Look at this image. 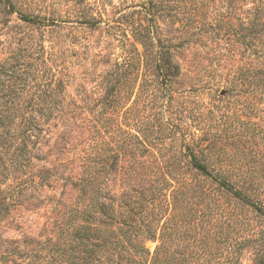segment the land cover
<instances>
[{
    "label": "trees",
    "instance_id": "trees-1",
    "mask_svg": "<svg viewBox=\"0 0 264 264\" xmlns=\"http://www.w3.org/2000/svg\"><path fill=\"white\" fill-rule=\"evenodd\" d=\"M17 1L0 0V15H21L17 22L0 18V34L14 32L0 62V151L13 150L10 160L21 169L45 162L50 168L36 177L49 180L66 165V148L57 144L70 139L75 119L78 129L93 131L81 151V172L65 180L73 194L51 222L45 253L34 258L43 264H240L250 250L252 264H264V0H189L188 18L177 19L184 35L178 44L162 38L158 26L157 38L150 27L133 26V38L154 49L157 95L166 98L154 119L144 116L137 124L115 115L139 83L137 73L119 65L103 77L96 115L77 118L81 107L67 92L69 76L53 67L42 40L18 31V22L48 25L18 12ZM186 47L193 63L206 60L225 70L222 81L177 92L184 74L176 57ZM124 62L130 66L132 59ZM204 90L210 102L199 98ZM59 129L65 131L55 134L54 150L52 130ZM135 146L144 180L109 186L120 157L131 156ZM53 152L54 163L48 161ZM8 207L0 201V219Z\"/></svg>",
    "mask_w": 264,
    "mask_h": 264
},
{
    "label": "rangeland",
    "instance_id": "rangeland-1",
    "mask_svg": "<svg viewBox=\"0 0 264 264\" xmlns=\"http://www.w3.org/2000/svg\"><path fill=\"white\" fill-rule=\"evenodd\" d=\"M188 4L189 0L180 1L183 10L179 11L177 0H18V12L39 18L48 25L42 28L18 22V31L34 41L42 40L47 56L52 55L56 61L53 67L69 76L67 92L81 107L76 112L77 118L92 119L96 115L99 110L97 102L101 101L105 92L103 77L109 70L119 65L137 73L139 83L128 90L127 106L115 115H120L121 121L124 119L128 124L141 123L144 116L149 120L154 119L157 116V103L162 104L166 98L157 95V84L153 77L157 73V65L153 61L154 49L148 47L145 50L133 38L132 27L141 23L144 27H150L157 38L158 26L162 38L178 44L184 35L177 29V19L188 18ZM20 17L19 14L0 15V18H11L16 22V18ZM89 18L95 22L94 27L84 23ZM13 33L0 34V62L7 56L6 50ZM189 48L186 47L176 57L186 77L185 81L182 78L180 86H176V91L189 89V84L215 86L222 81L224 77L220 79V76L225 74V70L220 71V67L206 60L200 65L193 63V50ZM127 59H132L130 66L124 64ZM207 91L198 95L210 102ZM220 92L227 95L223 88ZM174 97L177 98L176 95ZM29 98V93L25 92L22 100ZM230 101L234 102L232 99ZM89 108L94 111L89 113ZM186 121L190 124L188 117ZM80 125L81 120L78 122L75 119L70 139L65 142L58 140L57 147H65L67 151L63 157L66 165L63 168L57 166L49 180L36 177L44 168H50L45 162L33 160L31 165L21 169L10 160L13 150L7 153L0 151V201L9 204L8 214L0 219V264H43V260L38 261L34 255L45 253L44 243L50 234L51 222L59 216L63 210L62 204L73 194L65 180L68 177L73 179L81 172V151L87 150V142L93 134L89 128L82 126L78 129ZM64 131L52 130L51 137L54 139L50 148L56 150L54 144L57 135ZM133 143L136 144L135 141ZM134 149L131 156L126 152L120 157L118 166L108 176L109 186L118 188L117 180H144V159L140 147L135 146ZM47 150L43 149L44 155ZM58 158L55 152L49 153L48 161L54 163ZM148 247L153 251L156 244L150 242ZM240 264H252L250 250L244 252Z\"/></svg>",
    "mask_w": 264,
    "mask_h": 264
}]
</instances>
